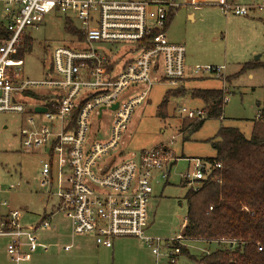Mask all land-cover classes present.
Returning a JSON list of instances; mask_svg holds the SVG:
<instances>
[{"label":"built area","instance_id":"1","mask_svg":"<svg viewBox=\"0 0 264 264\" xmlns=\"http://www.w3.org/2000/svg\"><path fill=\"white\" fill-rule=\"evenodd\" d=\"M0 6L6 17L0 28L10 33L0 45V113L46 110L39 115L47 125L37 128L29 118L30 129H22L20 137L24 147L43 150L41 185L49 194L55 185L58 200L55 211L28 229L19 226L18 211L0 203L7 209L0 213V238L8 239V264L31 259L39 247L36 233L48 229L58 213L70 216L73 236H91L106 249L114 239L135 238L151 251L155 264H178L183 259L181 248L188 247L190 239L182 232L172 238L147 234L153 185L168 181L178 159L170 149L175 137L120 161L117 148L135 108L155 83L173 90L186 79L219 80L224 67L186 66L185 47L167 42L168 18L177 7L168 0H0ZM221 11L256 18L264 30V2L225 4ZM49 14L73 16L79 23L78 35L52 51L44 80L30 81L23 77L24 59L15 56L24 32L36 31ZM222 91L224 107L227 93ZM25 99L34 103H24ZM105 110L113 118L108 137L99 139ZM178 113L193 122L207 118L204 109L182 107ZM189 162H193L191 173L180 176L189 188L220 169L209 160Z\"/></svg>","mask_w":264,"mask_h":264},{"label":"rangeland","instance_id":"2","mask_svg":"<svg viewBox=\"0 0 264 264\" xmlns=\"http://www.w3.org/2000/svg\"><path fill=\"white\" fill-rule=\"evenodd\" d=\"M168 1L177 7L167 30V40L184 44L190 59L196 61L194 64L224 67L222 79L205 78L194 82H201V88L224 89L227 102L223 107L224 120L208 119L199 128L181 132L182 122L189 120L184 119L178 110L182 107L204 108L203 102L191 98L192 90L185 85L184 94L170 98L165 109L166 116L162 117L157 109L168 87L155 83L146 100L135 108L122 134L117 148L121 156L117 161L167 143L175 137L170 149L178 159L171 166L168 181L154 183L148 205L147 234L161 238H172L182 231L186 218L184 196L190 188L183 186L180 176L191 173L193 162L189 160L214 157V150L207 141L215 137L220 127L237 128L248 138L252 123L264 106V68L240 74L244 64L264 66V30L255 18L225 15L221 11V6L225 4L246 6L264 0ZM68 17L74 26L79 24L73 16ZM65 19L60 14H49L36 31L27 29L24 32L31 41V51L24 58V79L44 80L52 51L73 40L64 30ZM3 23L0 18V24ZM24 101L34 103L28 99ZM29 118L33 119L37 128L47 125L42 115L31 110L22 115L0 113V203L5 202L8 210L20 213L19 226L24 229L37 227L43 214L55 211L58 202L56 186L51 187L49 194L48 187L41 185L40 162L46 159L43 150L28 149L22 145L20 131L30 129L27 124ZM112 118V112L103 111L99 139L108 137ZM88 136L94 138L93 132H88ZM7 209L0 207V213H5ZM51 223L52 228L50 226L36 233L37 243L44 245L45 249L44 246L38 248L29 261L20 264H155L149 249L135 238L114 239L113 247L106 249L97 246L90 237L73 236L68 214H56ZM7 243V238H0V264H3L5 256V264H8ZM186 244L191 254L196 256L218 248L216 244L206 247L200 241H188ZM66 246H69L68 251H64ZM178 264L187 263L182 259Z\"/></svg>","mask_w":264,"mask_h":264},{"label":"trees","instance_id":"3","mask_svg":"<svg viewBox=\"0 0 264 264\" xmlns=\"http://www.w3.org/2000/svg\"><path fill=\"white\" fill-rule=\"evenodd\" d=\"M64 30L72 38L78 35L77 27L67 18ZM9 37L10 33L1 27L0 45ZM30 51V39L22 37L21 49L15 58L24 59ZM260 67L264 68L260 64H244L240 74ZM183 92L167 90L158 114L165 117L170 98L179 97ZM190 95L203 102L205 120H220L223 91L192 90ZM205 120L183 121L180 131L199 128ZM207 143L214 150V157L207 160L219 164L220 169L214 170L196 188L187 190L182 235L191 242L200 241L206 247L216 244L218 248L196 256L188 247H182L181 257L187 264H264V106L253 121L248 138L237 128L220 127ZM227 240H235L234 245Z\"/></svg>","mask_w":264,"mask_h":264},{"label":"crops","instance_id":"4","mask_svg":"<svg viewBox=\"0 0 264 264\" xmlns=\"http://www.w3.org/2000/svg\"><path fill=\"white\" fill-rule=\"evenodd\" d=\"M1 7V6H0ZM176 10V9H175ZM174 10V11H175ZM228 15H231V14H228ZM173 16H174V12H173V14H172V17L171 18H173ZM232 16H234V15H232ZM0 18H1V20H2V22L5 20V15L3 14V10H2V7L0 8ZM190 19H192V16H190L189 17ZM256 19V18H255ZM259 23H260V21L258 20V19H256ZM71 21V20H70ZM171 21H172V19H171ZM171 21L168 23V26H167V30H168V28H169V26H170V23H171ZM254 21V20H253ZM5 22V21H4ZM72 22V21H71ZM73 23V22H72ZM1 25V24H0ZM260 25H261V23H260ZM262 26V25H261ZM263 28V27H262ZM167 30H166V37H167ZM167 42L168 43H171V44H177V43H172V42H169L168 40H167ZM177 45H180V44H177ZM182 46H184V44H182ZM185 47V46H184ZM185 51H186V53H185V64H186V66H188V67H190V66H193V65H199V64H194V62H196L195 61V59L194 58H191L190 59V56H189V54H187V49L185 48ZM201 66H203V65H201ZM206 66H211V65H206ZM243 66V65H242ZM242 66H241V68H242ZM241 68H240V70H241ZM201 80H204V79H186V80H184L176 89H179L180 91H182V90H184V92H185V89L187 88V89H191V90H211L212 88H201L200 86H201V82H194V81H201ZM185 85H186V88H185ZM199 86L198 88L199 89H192L191 87L192 86ZM212 90H217V89H212ZM184 92H183V94H184ZM204 107V106H203ZM194 109H203V108H194ZM45 214V213H44ZM44 214H43V216H44ZM42 216V217H43ZM54 216H56V214L55 215H53V217L51 218V221H52V219H54ZM52 224V223H51ZM183 225L185 226V222L183 223ZM182 225V226H183ZM51 228H52V226H51ZM183 228V227H182ZM53 231V230H52ZM43 232H45V231H43ZM182 232V231H181ZM81 237H90V238H92L91 236H81ZM93 239V238H92ZM94 240V239H93ZM39 244V249L40 248H42L44 245H42L41 243H38ZM112 247H113V244H112ZM111 247V248H112ZM44 249H45V246H44ZM38 250V249H37ZM150 251V250H149ZM151 252V251H150ZM152 254V253H151ZM153 256V255H152ZM6 261H7V259H6V256H5V260H4V262H3V264H5L6 263Z\"/></svg>","mask_w":264,"mask_h":264},{"label":"water","instance_id":"5","mask_svg":"<svg viewBox=\"0 0 264 264\" xmlns=\"http://www.w3.org/2000/svg\"><path fill=\"white\" fill-rule=\"evenodd\" d=\"M117 108V104L113 105L112 109H116ZM46 110L44 108H35V113L37 114H42L44 113Z\"/></svg>","mask_w":264,"mask_h":264}]
</instances>
